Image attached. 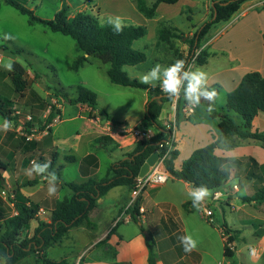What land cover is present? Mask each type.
<instances>
[{
    "label": "rangeland",
    "instance_id": "1",
    "mask_svg": "<svg viewBox=\"0 0 264 264\" xmlns=\"http://www.w3.org/2000/svg\"><path fill=\"white\" fill-rule=\"evenodd\" d=\"M17 1L34 10L35 15L43 20H53L63 6H67L72 16L79 12L91 13L103 25L110 24L108 22L109 18L120 17L124 26H146L148 35L136 41L134 48L144 51L147 54V60L137 66L125 67L129 77L140 80L142 75L146 74L156 64H161L165 67L169 66L172 59L174 60L179 55V50H176L175 47L179 42H184L183 40L174 39L169 43V46L158 43L157 35L161 23L171 28L176 26L182 32H188L192 26L200 28L203 24L199 22L204 17L202 5L205 0H183L179 6L161 4L157 17L152 20L145 18L137 10L134 0ZM154 1L147 0V3L151 5ZM190 1L198 2V5L194 9H189L187 8V3ZM237 15L233 16L230 21L225 22V25L232 24ZM5 34H9L13 38H8ZM2 45H6L9 50L0 49V101L4 103L12 101V104L10 106L3 105L0 109L3 112L12 109L14 114L11 119L16 117V120L7 119L12 123L11 130L7 132L0 130V159L9 164L7 170L0 169V198L8 205L10 199L13 198L12 192L18 186L26 185L27 193L34 197L42 194L38 191L40 185L41 187L44 186V189H48L47 180L41 176L33 173V176L29 177L25 174V170L31 168L32 163L28 164V168L23 166L32 158L31 161L40 164L38 156L43 155L45 152L51 156L49 154L50 145H44L43 149L45 152H37L36 155L26 152H19L16 155V152L13 151L15 150L14 143L17 144L18 138L24 135L23 131L28 127V123L33 125V128H31L32 134L29 135L31 139L39 140L43 138L47 131L42 132L41 130L51 112L52 105L58 102L63 104L68 102L70 98L77 97V88L79 86L87 87L97 94L101 114L107 111L106 106H112L114 109L121 111L124 106L130 103L134 105L140 102V94L136 95L133 93L141 92L140 89L124 88L112 83L107 74L110 65L103 63L94 56L89 57L85 65L78 71L73 70L72 67L75 61L84 55L78 50L76 41L71 37L52 32L43 24L36 23L31 25L27 16L7 5L5 0H0V47ZM160 47H167L166 50L170 51L169 53L171 54H167L165 57L161 56L159 53ZM16 48L25 52L21 55H13L11 49ZM12 55L15 57L13 58ZM14 59L26 69L30 87L25 96L16 94L11 80V71L6 70L4 66L9 61L13 63ZM199 67L197 65V69L205 71ZM208 87L210 90L211 86ZM215 90L217 91V89ZM217 94L212 103H201L197 107L199 118L202 120L210 104L213 107V111H208V113L212 115H220L221 108L227 106L228 94L225 91L217 92ZM135 105L138 106V103ZM77 112L80 113L77 120L54 128V137L60 146L58 151L60 154H64L65 150H71L67 152L72 154L73 149H69L66 146L64 148L61 144L67 140V143L71 146L72 144L69 141L73 140L78 132L83 137V142L82 148L75 155H80L85 150H91L97 154L100 158L101 168L95 178L97 180L107 178L112 164L117 162L119 157H113L108 146L104 145L103 147L101 145L99 147L93 142L97 128L91 130L89 119L87 117L84 118L87 116L86 111H78L75 106L68 105L64 114L68 118ZM229 115L237 123H242L243 119L238 113L232 111ZM262 115L264 117V113ZM138 116L139 120L143 119L141 113ZM4 120L0 116V129H2ZM192 122H194V119ZM126 123L127 121L123 122V124ZM186 123L188 122L186 121ZM259 128L261 129L260 132H264V118H262ZM109 143V139L104 141V144ZM58 165L64 166L61 171V178L64 183H77L76 180L79 178L78 164L67 163L61 158L58 160ZM247 165L246 170L237 168L233 177L235 181L231 182L232 186H228L233 192L236 191L232 189L234 183L238 184L240 188V191H237L239 201H236L234 206L228 204V198L225 195H220L219 199L215 197L216 192L226 193L224 192V185L213 191V193L211 192V195L203 201L199 209L202 215L196 210L190 215L182 216L185 230L197 241V248L203 255V264H264V238L259 237L257 234L260 228L264 231V201L259 203L251 200L259 189L264 188V172L260 179L253 181L248 177L252 168L249 163ZM56 174L59 178V174L57 172ZM43 175L46 176L47 173ZM35 180H38L39 184L28 185L30 181ZM156 188L158 187L150 186L147 189ZM177 189L178 192L184 193V190ZM71 196L72 191L70 188L64 186L61 192V199L70 198ZM189 207L193 206L187 205L186 209L189 210ZM206 210L213 212L212 218L207 216ZM224 225H227L233 232L225 235ZM230 225H236L235 227L237 228H233ZM254 228L258 229L255 234L253 232ZM229 237H232L234 241L229 242ZM225 246L233 251V257L229 258L224 255ZM253 250L255 252L254 255ZM34 261L33 259L30 260L31 263L25 262V264H34Z\"/></svg>",
    "mask_w": 264,
    "mask_h": 264
},
{
    "label": "crops",
    "instance_id": "2",
    "mask_svg": "<svg viewBox=\"0 0 264 264\" xmlns=\"http://www.w3.org/2000/svg\"><path fill=\"white\" fill-rule=\"evenodd\" d=\"M182 1L183 0H179L178 3L171 6H179ZM197 3L198 2L195 3L190 1L187 3V8L194 9L198 5ZM212 4L210 0L203 1L202 9L204 10V17L199 23L204 24L210 20V16L212 17ZM160 8L161 4L158 7V11ZM236 14L238 15L232 24L225 25V22H223L216 25L197 51V53L201 51L209 53L207 64L199 67L203 68L205 70L204 72L207 73L208 86H211V89H217L219 93L220 91H225L228 95L239 86L247 73L259 72L264 76V0L246 1L233 16ZM174 28L177 27L175 26ZM177 29L182 32L179 28ZM198 29L199 27L192 26L188 32L182 33L185 34V37L192 38ZM160 44L169 46V43ZM166 48L167 47H160L159 53L161 56L165 57L167 54H171ZM175 48L179 50V54H183L185 57L189 55V43L179 42ZM14 57L15 56H13V58ZM176 59L177 58L174 60L172 59L170 65L173 64ZM197 65V61L194 59L187 70L196 71ZM156 85H159V81L156 82ZM140 92L141 93H133L136 95L140 94V102H137L138 106L135 105L137 103L134 105L130 103L124 106L121 111L114 109L112 106H106L108 116L101 114L99 109L92 110L88 105H72L68 102L60 104L58 102L57 107L61 114L51 125V144L57 151L55 168L62 166L58 165L59 159L62 158L66 161L65 159L67 156H73L76 160L72 163L78 164L79 168V178L76 180L78 184L84 183L91 178L97 180L95 177L98 175L101 168L99 156L91 150H85L82 154L75 155L82 148L83 142V137L78 132L73 140L69 141L72 144L71 146L67 143V140L63 141V144H61L64 148L66 146L69 149H73V153L71 152L72 154H68L67 151L71 150H65L66 152L64 154L59 153L58 150L60 146L55 140L54 128L59 125H66L74 122L80 114L77 112L71 117H65L64 112L68 105L75 106L78 111L84 110L87 112V116L84 118L87 117L89 119L91 130L97 128V133L94 134L93 142L100 147L102 144L97 143V139L108 137L110 143L103 144L102 146H108L111 155H113V157H119L117 162L131 153L135 149L138 141L149 138L163 139L167 135V130L162 132L159 126L152 125L145 119L146 107L150 101V94L148 91L141 89ZM183 102L184 101H177L176 99L165 102L159 116L160 127L166 128L168 124L176 123L177 129L174 133V142L175 149L180 153L175 161V168L177 170L182 168L184 161L190 158L197 149L214 143L221 136L219 128L220 117H215L207 111L202 120L199 118L198 111L196 110L198 106H195L191 113L184 114L182 112ZM221 109V114H231L232 112L229 111L227 107ZM139 113L143 115V119L141 120H139ZM262 114L263 112H260L253 121V131L261 130L259 127L262 118H264ZM128 119L135 120L136 124H123V122ZM193 119L194 122H192ZM114 121L116 123H114ZM181 121L182 125L180 124ZM186 121L188 123H186ZM240 124L244 125V121ZM47 134L46 132V135ZM46 135H44V137ZM43 138L39 140L41 141ZM18 153L19 152H16V155ZM216 154L225 158L237 159L253 157L262 166L261 177L263 176L264 146L261 143L232 137L227 139L226 143L220 144L216 149ZM92 155L96 157L97 163L93 165L92 162L91 164H87L85 171L90 168L92 172L86 175L82 170V165L84 160ZM46 156L48 155L46 154ZM247 166L246 163L240 167V169L246 170ZM23 167L28 168L29 166L24 165ZM236 170V168L231 170L230 180L224 188L232 186L231 182L235 181L233 177L236 174ZM108 176H110V174ZM63 183V181L58 182L57 192L53 197L48 195L47 189H44V186L41 187V185L38 187L40 188L38 191L42 194L38 197L28 194L25 185L18 186L16 190L23 196L39 203L42 206L39 218L50 223L52 211L56 202L65 199H61V192L64 189ZM235 185L238 184L234 183L233 186ZM177 188L184 190V193L178 192ZM193 190L194 189L188 183L180 179H174L170 175L166 184L156 189H147L142 193L138 201L139 213L136 216L137 220H134L132 212L130 211L133 207L126 211L133 195V188L129 186L114 187L97 200L95 207L89 212L88 219L83 225L72 228L63 240L55 243L48 249L47 258L55 262L66 260L70 264H149V239L150 236H152L156 242L155 256L157 264H203V255L197 247L194 251L186 253L177 239L178 236L188 234L185 230L182 216L190 215L196 210L201 214L200 210L194 207H189V210L186 209V205L192 206L190 193ZM15 191L12 193L14 194ZM239 191L240 188L238 185V192ZM211 192L213 193V191ZM73 194L72 191V196ZM232 198L235 205L236 201H239L237 191L233 192ZM7 208L10 211V215L17 214L11 202L7 205ZM141 209H144V212H142ZM120 217H122L121 221L115 224ZM2 221H0V225ZM235 226L236 225H232L231 227L237 228ZM37 227L38 222L36 220L32 221L30 236L34 234ZM257 230L254 228V234ZM144 232H147L148 235L146 236ZM261 238H264V235ZM33 259L35 260L34 264H38L35 257L28 258L20 264H25V262H30V260ZM0 264H5V262L1 261Z\"/></svg>",
    "mask_w": 264,
    "mask_h": 264
},
{
    "label": "trees",
    "instance_id": "3",
    "mask_svg": "<svg viewBox=\"0 0 264 264\" xmlns=\"http://www.w3.org/2000/svg\"><path fill=\"white\" fill-rule=\"evenodd\" d=\"M212 5L211 20L205 22L194 34L192 38H187L177 28L167 27L161 23L158 29L157 40L160 43H171L174 39L183 40L190 44V54L185 57L179 54L177 59L185 61V70L195 59L197 51L200 49L202 42L207 38L212 29L223 22H228L232 16L238 12L241 5L248 0H210ZM137 10L147 19H155L158 15V7L160 4L173 5L179 0H155L151 5L147 0H134ZM5 3L18 10L22 15L29 18L31 25L40 23L45 25L54 33H60L64 36L71 37L76 41L77 48L84 55L79 57L74 65L73 70L78 71L85 65L89 57H97L105 64H109L110 68L107 72L111 82L123 87L136 88L148 91L150 101L146 107L145 119L148 123L159 126L162 132L166 131L165 127H160L159 116L162 112L165 102L173 101L175 97L170 98L164 93L159 85L153 87L150 84H143L138 79H132L124 70L126 66H137L147 60V54L134 48V43L148 35V28L141 25H123V30L116 33L111 24H101L100 21L91 13L79 12L76 15H71L69 8H63L56 14L53 20H43L35 15L34 10L27 8L17 0H5ZM0 49L9 50L6 45H2ZM25 51L22 49H11L14 55H21ZM209 53L201 51L197 58V64L203 66L207 64ZM11 80L15 87L17 95L25 96L30 85L26 76L25 67L15 61L13 62V70L11 71ZM187 86V81L181 89L183 106L187 103L184 99V88ZM78 95L76 98H70L68 103L72 105H88L92 110H98V96L87 87L79 86L77 88ZM153 99V100H152ZM40 100V98H39ZM12 101L6 103L0 101V108L3 105L10 106ZM227 109L238 113L244 125L237 123L229 114H214L215 117H220L219 128L221 136L214 143L197 149L190 158L184 161L182 168H175V161L179 157V151L170 152L169 157L165 161L167 172L174 178L180 179L188 183L193 189L200 186H206L211 191H216L230 180L231 170L242 167L249 163L251 171L248 177L251 180L261 178L262 166L253 157L246 159L225 158L216 154V149L221 143H226L227 139L237 137L242 140H253L261 143L264 146V132L253 131V121L260 112L264 113V76L259 72L247 73L239 86L229 93L227 101ZM14 111L8 109L3 112L0 109V116L8 120L11 119ZM61 114L56 105H52L51 112L46 118L42 132L47 131V135L40 141L28 139L31 135L33 125L28 123L23 131L24 135L18 138L15 144L16 152H26L36 155L37 152H45L44 145H50L49 154L44 153L38 156L40 164L46 162L51 163L49 172L56 171L59 174V180L62 181L61 171L63 166H56L57 151L52 146V127L55 119ZM108 116V113L104 111ZM114 123H116L114 121ZM27 133V135H25ZM163 135V133H162ZM108 137L97 139V143L104 144ZM162 139L149 138L137 142L135 149L126 155V157L111 166L110 176L102 180L89 179L88 181L78 183H63L73 191L71 198H65L56 202L52 211L51 222L48 223L39 218V213L42 206L34 202L28 197L23 196L18 190L12 195L10 202L14 205L17 212L16 215H10L6 203L0 198V262L5 264H20L28 258L35 257L38 264H70L66 260L60 262L51 261L47 258L48 249L55 243L63 240L69 231L74 227H79L88 219L89 212L95 207L97 200L104 196L110 189L117 186H129L135 188L139 178L140 170L147 158L158 149V144ZM46 142V143H45ZM36 157V156H32ZM31 157V158H32ZM51 160V161H50ZM66 162L72 163L76 159L73 156H67ZM97 163L95 156H88L83 162L82 170L86 175L90 174L92 169L88 168L85 171L87 164ZM31 164L29 159L25 165ZM9 164L0 159V169L7 170ZM39 181H30L29 186L38 184ZM26 186V185H25ZM251 200L263 203L264 188L259 189ZM139 201V200H138ZM187 206V205H186ZM132 217L137 220L139 213L138 202L130 210ZM36 220L38 227L30 236L31 222ZM262 230V231H261ZM233 231L224 225L225 235H229ZM259 237L264 235V231L260 228L257 231ZM229 242L234 239L229 237ZM156 242L152 236L149 239V264H157L155 256ZM224 255L233 257V251L225 246Z\"/></svg>",
    "mask_w": 264,
    "mask_h": 264
},
{
    "label": "clouds",
    "instance_id": "4",
    "mask_svg": "<svg viewBox=\"0 0 264 264\" xmlns=\"http://www.w3.org/2000/svg\"><path fill=\"white\" fill-rule=\"evenodd\" d=\"M108 22L112 25L113 30L116 33H119L123 30V23L120 17L109 18ZM5 35L8 38H13L9 34ZM4 66L8 71L13 70V64L11 61H9ZM185 67V61L182 59L176 60L173 64L167 67L161 64H156L146 74L142 75L140 82L143 84H150L155 87L156 82L159 81V86L164 93L168 94L170 98H178L181 91V86L184 85L185 81H187V86L184 88V99L188 104L199 106L201 104V97H203L205 101L213 102L218 94L215 89L209 90L207 73L201 69H197L196 71H188L185 70ZM208 111H213L211 104L208 107ZM11 128V121L5 119L2 129L0 130L7 132L11 130ZM50 167V162H46L41 165L35 163V161H32L31 168L26 169L25 174L29 177H32L33 173H35L36 175L47 180L48 195L52 196L57 192L59 178L55 171L48 172ZM45 173H47L46 176L43 175ZM210 195L211 190H209L206 186H200L199 188L194 189L190 193L192 206L199 210L202 202L205 201V199ZM177 239L186 253L194 251L197 247V241L189 234L178 236ZM254 254L255 252L253 250V255Z\"/></svg>",
    "mask_w": 264,
    "mask_h": 264
},
{
    "label": "built area",
    "instance_id": "5",
    "mask_svg": "<svg viewBox=\"0 0 264 264\" xmlns=\"http://www.w3.org/2000/svg\"><path fill=\"white\" fill-rule=\"evenodd\" d=\"M199 53L196 54L195 59L197 58ZM185 84V83H184ZM183 85L181 86L182 89ZM175 99L177 101L182 99V94L180 91L179 97ZM194 105H190L186 103L183 108L182 112L184 114H189L193 111ZM176 123H171L166 126L167 130V135L160 141L158 144V149L156 151H161L160 152V158L156 165L154 167H151L150 171L144 176V177H139L137 181V186L133 188V195L131 197L130 203L128 204V207L126 208V211L131 209L136 205L138 202L140 196L142 193L148 188V187H160L164 184H166L169 180L170 174L167 172L166 167H165V161L169 157L170 152L176 150L175 148V142H174V133L176 131ZM28 139H31L29 136ZM232 189L238 191V185H235L232 187ZM226 193L223 192H216L215 197L216 199H219L220 195H225L228 199L227 202L229 205L234 206L233 202V191L229 188H225ZM142 212H144V209H141ZM207 216L209 218H212L213 212L211 210H206ZM122 217L118 218L115 224H118L121 221ZM80 264V263H77Z\"/></svg>",
    "mask_w": 264,
    "mask_h": 264
},
{
    "label": "water",
    "instance_id": "6",
    "mask_svg": "<svg viewBox=\"0 0 264 264\" xmlns=\"http://www.w3.org/2000/svg\"><path fill=\"white\" fill-rule=\"evenodd\" d=\"M214 5V4H212ZM153 100V99H152ZM201 103H211L210 101H205L203 97H201ZM127 123L129 125H134L136 124V121L133 119H128ZM160 152L161 151H155L153 154H151L146 162L143 164L141 170H140V174L139 177H144L151 169V167H154L156 165V163L158 162L159 158H160ZM145 235L147 236L148 233L144 232Z\"/></svg>",
    "mask_w": 264,
    "mask_h": 264
}]
</instances>
